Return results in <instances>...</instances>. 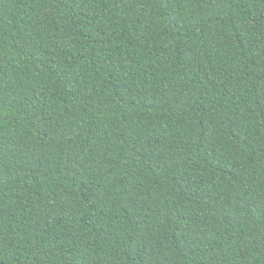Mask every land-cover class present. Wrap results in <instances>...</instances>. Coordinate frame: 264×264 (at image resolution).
<instances>
[{
  "label": "trees",
  "instance_id": "obj_1",
  "mask_svg": "<svg viewBox=\"0 0 264 264\" xmlns=\"http://www.w3.org/2000/svg\"><path fill=\"white\" fill-rule=\"evenodd\" d=\"M0 264H264V0H0Z\"/></svg>",
  "mask_w": 264,
  "mask_h": 264
}]
</instances>
